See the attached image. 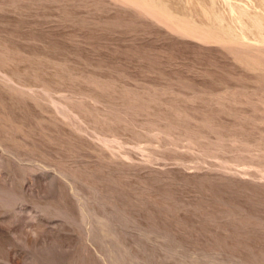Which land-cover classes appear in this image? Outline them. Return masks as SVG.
I'll list each match as a JSON object with an SVG mask.
<instances>
[{
    "label": "rangeland",
    "instance_id": "rangeland-1",
    "mask_svg": "<svg viewBox=\"0 0 264 264\" xmlns=\"http://www.w3.org/2000/svg\"><path fill=\"white\" fill-rule=\"evenodd\" d=\"M0 264H264V0H0Z\"/></svg>",
    "mask_w": 264,
    "mask_h": 264
},
{
    "label": "bare ground",
    "instance_id": "bare-ground-1",
    "mask_svg": "<svg viewBox=\"0 0 264 264\" xmlns=\"http://www.w3.org/2000/svg\"><path fill=\"white\" fill-rule=\"evenodd\" d=\"M141 8V7H140ZM159 12H161V11H159Z\"/></svg>",
    "mask_w": 264,
    "mask_h": 264
}]
</instances>
